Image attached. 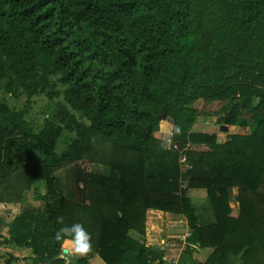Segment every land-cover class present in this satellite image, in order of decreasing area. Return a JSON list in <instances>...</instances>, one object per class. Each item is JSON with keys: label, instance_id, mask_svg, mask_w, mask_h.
Here are the masks:
<instances>
[{"label": "trees", "instance_id": "16d2710c", "mask_svg": "<svg viewBox=\"0 0 264 264\" xmlns=\"http://www.w3.org/2000/svg\"><path fill=\"white\" fill-rule=\"evenodd\" d=\"M52 77L82 121L57 154L58 127L32 131L20 111L0 109V203L44 187L38 216L7 222L3 243L48 260L62 216L84 225L105 264H164L129 235L155 209L183 216L187 241L207 251L190 262L186 245L180 264H264V0H0V84L48 94ZM199 99L221 103L216 123L247 116L250 132L217 143L192 131ZM160 120L183 130L168 135L179 148L196 146L184 150L183 179L205 190L200 202L176 193L178 153L154 137ZM84 160L107 169L80 177L84 199L57 192L54 172Z\"/></svg>", "mask_w": 264, "mask_h": 264}, {"label": "rangeland", "instance_id": "374dc122", "mask_svg": "<svg viewBox=\"0 0 264 264\" xmlns=\"http://www.w3.org/2000/svg\"><path fill=\"white\" fill-rule=\"evenodd\" d=\"M56 79L57 77L51 78V81L54 82L55 85L49 90L48 94H50V96L46 93L27 95L20 89H13V91L8 92L5 90L4 86L0 84V109L7 108L20 111L23 119L27 122L32 131H37L49 125L52 127H58L59 134L54 143V152L60 154L61 152L68 150L69 143L76 137L77 128L75 122L81 120V118L62 100V86L57 83ZM220 104L221 103L217 101L204 102L201 99L194 102L193 106L197 112L196 116L200 126H207V122L209 124L213 123L214 126H217L215 118L218 115ZM245 117L247 118V116ZM160 123L161 121L159 124ZM166 133L167 132L163 133V135L162 133H159L157 136L160 137L162 135L158 139L163 140L164 145H166L165 148L169 149L165 142V138L168 136ZM191 145L193 149L196 148L195 145ZM184 164V162H179L177 159V168H175L179 172L177 180L183 179ZM106 170V167L103 165L90 164L85 160L64 166L54 172L56 190L63 196L82 200L84 199V189L83 184L80 182V177L87 172L98 171L100 173H105ZM80 190H82V193ZM43 194V182H37L32 188L23 193L20 201L0 203V263L11 253V251L10 253L8 251V248L11 245L2 242V239L7 236L5 224L25 210H27V213L29 212L28 216H38L39 211L37 210L41 209L44 203ZM24 214L26 213L24 212ZM205 216L208 217V212L205 213ZM185 241V246H189L192 250L194 243L188 242L187 238ZM27 251V249L22 248V257L26 255L25 252ZM182 253L183 251L177 254L180 256ZM12 261L9 263L15 264L17 262L16 260Z\"/></svg>", "mask_w": 264, "mask_h": 264}, {"label": "crops", "instance_id": "0c3cea01", "mask_svg": "<svg viewBox=\"0 0 264 264\" xmlns=\"http://www.w3.org/2000/svg\"><path fill=\"white\" fill-rule=\"evenodd\" d=\"M216 120V118H215ZM246 123L245 125H225V130H220V125L217 123V126H214L213 123H208L207 126H200L197 116L195 117L193 124L191 126V130L194 132H201L207 134H214L215 141L217 143H222L226 140L228 135L232 134H248L250 132V128L252 126V121L247 117H245ZM161 123L157 125V129L153 132L154 137L160 138L163 133L167 132L169 134L170 124L166 120H160ZM159 121V122H160ZM200 126V127H199ZM159 133L162 135L157 136ZM200 147V146H199ZM187 164L183 165V169H185ZM184 171V170H183ZM185 195L193 200H197L200 202L205 196V190L201 187H189L185 190ZM228 206L236 207L237 206V188L230 187L229 189V198H228ZM188 231V227L185 219L176 214L162 212L155 209H147L145 211L144 217V232L142 235L136 234L135 232H130V236L136 242L143 244L144 247H148L152 249L153 252L155 250H160V258L162 260L169 259L170 257H174L177 255V243L180 236H182L185 232ZM176 244V247H175ZM67 244L61 242L59 246L58 253L50 258L45 259L42 262L33 261L32 254L28 248L14 246L11 245L8 248L10 256L14 258L17 262L15 264H105L103 263L98 256L91 252L87 256L83 257L85 261H79L81 258L78 255L68 254L60 258L62 248H66ZM22 248L27 249L25 252L26 255L22 257ZM207 251L198 246V244L194 243L191 254L189 255V260L191 261H201ZM155 254V253H153ZM182 254L179 256V260ZM186 258V257H185ZM14 262V261H12ZM0 264H3L1 262ZM10 264V263H9Z\"/></svg>", "mask_w": 264, "mask_h": 264}, {"label": "clouds", "instance_id": "9594fccd", "mask_svg": "<svg viewBox=\"0 0 264 264\" xmlns=\"http://www.w3.org/2000/svg\"><path fill=\"white\" fill-rule=\"evenodd\" d=\"M183 130L176 125L169 131V135H181ZM166 147V145H162ZM56 222L60 225L55 233L54 240L67 244L66 248H62L60 258L68 254L78 255L80 257L87 256L93 251L92 236L84 225L80 222H75L71 225L64 224V218L57 217Z\"/></svg>", "mask_w": 264, "mask_h": 264}, {"label": "built area", "instance_id": "2783aa9c", "mask_svg": "<svg viewBox=\"0 0 264 264\" xmlns=\"http://www.w3.org/2000/svg\"><path fill=\"white\" fill-rule=\"evenodd\" d=\"M169 135V134H168ZM165 142L166 144L168 145L169 148H171L172 150H175L177 151L178 155H177V159L179 162H185V151L184 150H190V149H193L192 148V145L190 143H185L183 145L182 148H179L177 146V144L171 142L169 136H167L165 138ZM179 189L180 190H185L186 189V180L185 179H180L178 181V185H177V191L176 193L179 192ZM189 236V231L185 232L182 236H180L178 239V243H177V253L179 254L181 251L184 250L185 248V244H186V238H188ZM175 255L174 257H170L169 259H165L164 260V264H179V261H178V257L179 255Z\"/></svg>", "mask_w": 264, "mask_h": 264}, {"label": "water", "instance_id": "95a60500", "mask_svg": "<svg viewBox=\"0 0 264 264\" xmlns=\"http://www.w3.org/2000/svg\"><path fill=\"white\" fill-rule=\"evenodd\" d=\"M164 114L163 109H161V111L159 112V114L157 115L158 118H161ZM220 130H225V126L224 125H220Z\"/></svg>", "mask_w": 264, "mask_h": 264}]
</instances>
